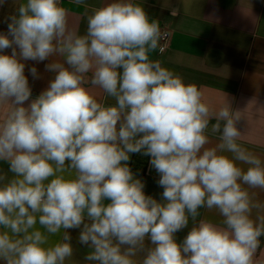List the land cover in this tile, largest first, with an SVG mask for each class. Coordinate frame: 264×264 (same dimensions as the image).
<instances>
[{"label":"clouds","instance_id":"9594fccd","mask_svg":"<svg viewBox=\"0 0 264 264\" xmlns=\"http://www.w3.org/2000/svg\"><path fill=\"white\" fill-rule=\"evenodd\" d=\"M6 20L0 161L12 175L0 173L3 264H66L69 229H81L88 264H264V203L249 191L264 190V159L237 142L241 111L210 108L196 85L149 58L164 51L158 20L132 0L93 8L84 34L60 0H24ZM52 57L45 67L54 78L25 107L32 90L23 61ZM30 73L39 78L36 67ZM88 84L115 103L99 101ZM210 123L219 143L206 147ZM133 153L151 157L162 202L134 177ZM201 209L221 222L197 220Z\"/></svg>","mask_w":264,"mask_h":264},{"label":"crops","instance_id":"0c3cea01","mask_svg":"<svg viewBox=\"0 0 264 264\" xmlns=\"http://www.w3.org/2000/svg\"><path fill=\"white\" fill-rule=\"evenodd\" d=\"M24 0H8L0 7V33H7L6 17L15 13L16 7ZM112 0H85L77 5L74 0L65 1L61 6L69 12L70 26L84 34L87 28V16L93 8L103 7ZM145 8L150 18L159 21L161 32L167 30L170 37L167 42L160 40L164 48L149 53V58L159 61L161 65L179 76L185 84H193L203 94V102L210 108L218 110L230 105L233 111H241V120L237 128L241 131V139L237 142L254 155L264 159V0H132ZM179 10L172 16L171 10ZM11 48L0 54H11ZM55 59L43 62L23 61L25 76L28 78L32 95L24 106L44 91L54 78V73L46 69V65ZM36 67L38 77L34 78L30 69ZM96 98L105 103H115L106 97L102 90L86 85ZM3 112L0 111V116ZM215 121H211L214 123ZM211 123L207 135L213 147L217 143L218 134L211 133ZM230 155V154H228ZM148 156L142 153L130 154L127 162L134 177L144 184L145 195L152 196L158 202L163 201V187L158 184L160 175H146ZM67 163V162H66ZM242 168L248 166L241 164ZM0 173L8 172L6 162L0 161ZM246 187V186H245ZM250 194L264 203V190L250 189ZM110 201H105L109 203ZM199 219H207L219 224L222 217L215 211L200 210ZM39 227V225H37ZM192 223L175 234L177 242H182ZM72 240L73 255L66 264H88L84 257L90 249L81 245L78 237L81 229L68 230ZM61 233L50 236L49 242L62 240ZM261 248L257 258L264 260V237H261ZM146 247L151 242L146 238ZM139 259V257H137ZM0 264H3L0 261Z\"/></svg>","mask_w":264,"mask_h":264},{"label":"built area","instance_id":"2783aa9c","mask_svg":"<svg viewBox=\"0 0 264 264\" xmlns=\"http://www.w3.org/2000/svg\"><path fill=\"white\" fill-rule=\"evenodd\" d=\"M65 1H70V0H60L61 3L65 2ZM165 33H166V35H163ZM169 37H170V32L169 31H167V30L162 31V41L163 42H167ZM150 159H151V157L148 156L147 163H146L145 174L146 175H160L154 168L151 167V165L149 163Z\"/></svg>","mask_w":264,"mask_h":264}]
</instances>
